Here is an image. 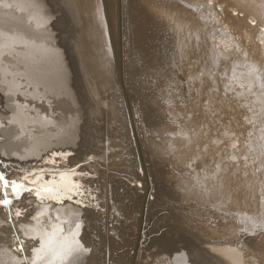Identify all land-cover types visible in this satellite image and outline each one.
<instances>
[{
    "label": "bare ground",
    "instance_id": "obj_1",
    "mask_svg": "<svg viewBox=\"0 0 264 264\" xmlns=\"http://www.w3.org/2000/svg\"><path fill=\"white\" fill-rule=\"evenodd\" d=\"M218 1L247 18L215 28L193 10L200 3L188 0H0V174L41 196L25 191L17 198L0 185V264H264V241L235 235L264 227V215L254 213H264L260 89L254 82L252 92L235 85L225 92L227 80L220 78L243 55L233 51L221 59L212 94L218 116H204L206 95L196 97L195 89L186 108L165 90L169 79L182 82L215 56L209 40L207 51L181 62L177 48L190 33L202 41L213 33L231 39L264 73L259 28L249 27L254 20L264 27L262 0ZM155 39L171 50L162 64ZM174 54L181 68L170 67ZM169 98L174 110L164 103ZM169 112L180 124L199 112L209 141L226 140L223 131L243 133L235 166L221 144V171L208 185L226 186L211 197L184 176L183 161L192 153L168 154L170 144L181 147L166 135L178 130ZM249 131L251 153L243 147ZM207 163L210 174V154ZM82 171L99 179L78 187ZM90 186L99 190L105 213L85 209L84 199L95 200ZM15 204L31 207L26 219ZM126 215L128 232L117 234L109 218L119 222ZM155 244L159 250L150 249Z\"/></svg>",
    "mask_w": 264,
    "mask_h": 264
},
{
    "label": "snow or ice",
    "instance_id": "obj_2",
    "mask_svg": "<svg viewBox=\"0 0 264 264\" xmlns=\"http://www.w3.org/2000/svg\"><path fill=\"white\" fill-rule=\"evenodd\" d=\"M209 4L212 3V0H207ZM262 6H264V0H262ZM260 32V44L264 46V27L259 29ZM211 43V51L214 52L215 56L211 61V65L205 64L203 67L197 69L196 74L189 73L187 78L182 82H177L174 78L169 79L168 86L165 89L169 92V97L175 94V99L180 101V107L186 108V101L193 99V90L195 89L196 97H201L206 95V99L203 100L204 107V116L207 117L209 114L217 115V110L214 107V102L216 101V97L212 94L217 91L216 83H217V71L220 69L221 59L227 60L229 58V53L233 51L241 53L244 57L243 62L234 60L231 66L226 67V70L220 72V78L226 79L225 83V92L235 91L233 85L236 88L247 89L248 92H252L255 85H257L260 89L259 93V103H260V115H261V125L259 128V143H258V151L261 158V170H264V73L261 72V69H258L255 64L248 63V53L242 52V50L232 43L231 39H227L225 37H221L217 40L215 34H211L210 37L202 38L200 35L195 33H190L189 37L185 38V41L177 48V52L180 56V61L183 62L189 59L190 55L200 56L201 51H207V48H204L203 45ZM193 41H196L193 44ZM261 66L264 68V48L261 51ZM170 67L181 68L182 63H176L175 54L172 58V63ZM191 67V65H190ZM230 72V76H229ZM195 81L200 82V88L195 87ZM187 88V92H182V89ZM239 97V93L237 94ZM164 103L168 105L170 109L175 108L173 100L171 98L164 100ZM200 101L197 100V106H200ZM199 112H191L188 114L187 120L184 124L178 123L177 119L172 118V113L169 112V122L175 124L177 126V131L166 133V135H172L175 140L179 142L181 147H177L175 144L169 145L168 154L174 155L178 151H182L187 149L188 152L192 153L188 158L183 161L184 167L187 169L184 172V176L186 178H190L193 181V187L204 188L206 191V195L211 197L213 193L219 189H223L226 185L221 182L220 185H208V181H215L221 171V162L216 161V157L220 155V146L224 145V155L227 157V161L229 162V166H235L237 162L236 153L240 151L241 141L240 136L243 133H235L228 131H223L222 135L226 136L227 139L221 141L218 137L216 139L208 140L206 133H204V129L206 127V121L198 120ZM176 116L179 119H183L180 116V113H176ZM247 123H254L251 120H247ZM190 126V127H189ZM187 129V130H186ZM248 140L243 142V147L247 148L248 152L251 153L255 151L251 144L252 132H248ZM231 144L232 151H228V145ZM210 158L214 161V167L211 169L209 174V165L207 163V159ZM240 159L247 161V155H241ZM90 174L87 171L81 172V183L78 187H83L84 183L89 182ZM0 185L5 189V191L11 187L12 193L15 197L19 198L20 195L27 192H35L38 199L41 198L39 189H32L26 187V185L16 181L9 180L3 174H0ZM229 191L231 192V186L227 185ZM46 192H53V188H45ZM239 189H236L238 192ZM75 195V194H74ZM71 199V196L68 197ZM218 198V197H217ZM4 205H9L11 201L9 199H4ZM239 203V200H237ZM261 204L264 206V182H262L261 186ZM264 219V217H262ZM211 223V222H210ZM79 228L80 225H77ZM24 249L21 248L20 251ZM80 251H85L83 244L80 245Z\"/></svg>",
    "mask_w": 264,
    "mask_h": 264
},
{
    "label": "water",
    "instance_id": "obj_3",
    "mask_svg": "<svg viewBox=\"0 0 264 264\" xmlns=\"http://www.w3.org/2000/svg\"><path fill=\"white\" fill-rule=\"evenodd\" d=\"M190 3L191 2H196V3H200L199 6H195L192 9L197 12V11H201V16H203V18L210 22L211 24H215L216 26H214L215 28H221V26H224L223 24H221L223 21L224 23H226L228 25V27L231 25V23H235V20H245L247 17L246 15L241 16V10H233L232 8L228 7L227 5H219L220 2L218 0H212V3L209 4L207 2V0H188ZM242 17V18H241ZM218 24V25H217ZM249 24V22H248ZM220 26V27H219ZM232 27V26H231ZM249 27L252 29L257 30V28H261L259 27V24L257 21H251L249 24ZM229 31H233L234 29L229 28ZM224 29H221L220 32L217 33H223ZM240 240H245V241H249L252 242V239L254 238H259L264 236V227L262 226H257L254 227V229H242L240 231V234H235ZM253 243V242H252Z\"/></svg>",
    "mask_w": 264,
    "mask_h": 264
},
{
    "label": "rangeland",
    "instance_id": "obj_4",
    "mask_svg": "<svg viewBox=\"0 0 264 264\" xmlns=\"http://www.w3.org/2000/svg\"><path fill=\"white\" fill-rule=\"evenodd\" d=\"M164 40H158V39H155V41H154V43H155V45L157 46L156 47V49H157V54L159 55V57H160V60H159V63L160 64H162V62H163V59L165 60V58H169V54L171 53V50H168L169 48H168V45H167V43L165 42ZM166 49H167V51H166ZM165 50V51H164ZM168 53V54H167ZM167 54V55H166ZM165 57V58H164ZM94 160H96V159H94ZM96 161H98V160H96ZM247 162V161H246ZM248 163V162H247ZM85 166V165H84ZM87 172H89V174H90V179L92 178V179H99V176H96V173H94L93 174V172H91L93 175H91V173H90V171H87ZM124 178V177H123ZM95 186H97V184L96 183H94V187ZM93 186L91 187H89V189H90V191H94L93 192V195H94V198L93 199H95V200H93V202L91 201V204H90V198L87 200V199H84V201H85V203H84V206H85V209H92V210H99L101 213H105L106 211H107V208H106V206H101V205H103V203H104V201L102 200V199H96V196H97V194L99 195V190L97 191V190H95V188H94ZM89 189H88V192H90L89 191ZM78 192V191H77ZM78 193H82V195L84 194V196H89L90 197V194L88 193H83V191L82 190H80V192H78ZM95 193H97V194H95ZM143 194H145V192H142ZM127 193H124V194H120V201L121 200H124V198H125V195H126ZM146 195V194H145ZM97 198H99V196H97ZM97 200V201H96ZM99 201V202H98ZM102 202V203H101ZM126 205H125V207H127L128 206V204H131L130 203V201L129 200H126ZM101 203V204H100ZM95 204H98V208L96 207V205ZM100 204V205H99ZM14 206H16V207H18V208H21L20 206H19V204H15ZM88 206V207H87ZM91 208H90V207ZM93 207V208H92ZM96 207V208H95ZM29 209H31V207H26L25 209H23V208H21V214L20 215H18L20 218H22V219H26V214H28V211L27 210H29ZM127 213H129V211L126 209V208H124L123 210H122V214L124 215V214H127ZM254 213H257L258 215H264V213H262L261 211H259V212H257L256 210H255V212ZM110 214L111 215H113L112 214V212H111V210H110ZM114 215H116V213H114ZM126 217H128V219L127 220H125L124 218H121L120 220L121 221H119V222H117L116 221V219H114L113 217H111L110 216V218H109V220H111L112 219V221L114 220V224H115V227H116V233L117 234H119V233H121L122 234V232H128V229H126V228H129L130 227V225H131V222H132V219H131V217H130V215H126ZM258 241V243H262V241H264V236H262V237H259V239L257 240ZM151 250H159V247H158V245L157 244H155V245H153L151 248H150Z\"/></svg>",
    "mask_w": 264,
    "mask_h": 264
}]
</instances>
